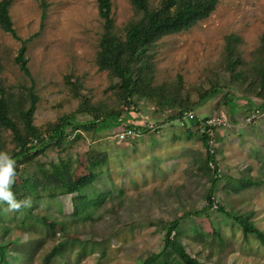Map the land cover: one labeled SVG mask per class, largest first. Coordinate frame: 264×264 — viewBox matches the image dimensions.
Here are the masks:
<instances>
[{"label": "rangeland", "instance_id": "rangeland-1", "mask_svg": "<svg viewBox=\"0 0 264 264\" xmlns=\"http://www.w3.org/2000/svg\"><path fill=\"white\" fill-rule=\"evenodd\" d=\"M42 1L46 6L43 22ZM112 2L115 26L121 29L133 12L128 0ZM9 13L17 35L27 41L25 57L30 78L14 61L20 42L0 29L1 77L9 86L33 85L37 96L33 119L36 126L55 122L76 109L78 101L66 77L73 82L79 80L80 94L92 101L112 96V81L95 63L101 33L95 0H13ZM228 35L240 37L238 48L249 59L264 35V0H218L208 18L188 31L162 37L156 49L148 53L156 83L172 81L180 75L190 99L196 101L197 90L208 89L221 79L220 85L227 86L235 98L237 106L232 114L221 94L197 107L193 114L199 119H216L212 122V135L219 137L213 146L223 173L216 200L251 213L256 227L264 231V112L258 111L259 98H246L245 84L230 79L218 67ZM167 116V112H155L148 102L136 101L123 119L125 123L150 128L151 133L125 134L117 129L116 136L95 143L106 149L114 182L126 193L115 211L121 216V227L113 237H104L107 224L111 223L110 213L94 225L99 234L93 238L83 236L74 224L62 231L58 229L56 240L66 237L80 242L64 245L61 255L49 264H140L161 250L163 228L168 221L186 211L200 210L206 183L197 179L189 161L203 149L197 138H187L178 121L162 124ZM121 163L123 169L119 168ZM175 187L177 192L173 191ZM38 206L44 210L48 205L42 200ZM50 207L51 215L59 217V212L54 211L58 205L53 203ZM60 207L62 213L68 212L65 205ZM209 217L212 223L205 217L193 216L181 221L183 240L192 257L206 264H264V248L258 240L251 235L243 237L239 228L220 214L212 212ZM157 220L164 223L161 228ZM60 223L59 227L65 224L62 220ZM9 225L15 238L26 239L14 224ZM35 228L44 233L39 224ZM213 229L220 237L212 234ZM53 244V239L44 238L33 264H44L43 254Z\"/></svg>", "mask_w": 264, "mask_h": 264}, {"label": "trees", "instance_id": "trees-1", "mask_svg": "<svg viewBox=\"0 0 264 264\" xmlns=\"http://www.w3.org/2000/svg\"><path fill=\"white\" fill-rule=\"evenodd\" d=\"M12 1H0V29L20 42L14 61L23 75L30 78L25 57L27 41L17 35L9 13ZM95 2L101 22L95 63L112 81L113 94L109 98L92 101L80 94L82 84L79 80L73 82L66 77V83L78 101L76 109L55 122L36 126L33 119L37 96L33 85H6L1 77L0 59V152L8 153L15 161V179L11 185L15 198L28 201L15 209L0 201V264H33L44 238L54 241L50 250L43 254V263L49 264L54 257L61 255L64 245L80 242L66 237L56 240L58 229L62 231L74 224L80 227L83 236L93 238L99 234V228L94 225L110 213L111 223L107 224L104 237L108 239L117 233L121 216L115 211L122 205L126 193L114 182L106 149L95 146V143L116 136L117 129L125 134L151 133L150 128L125 123L123 119L129 108L136 106V101L150 103L157 113L167 112L162 124L178 121L184 126L188 139L200 141L203 150L189 161V166L196 170L197 179L206 183L200 210L186 211L168 221L166 229L163 228L165 240L161 250L140 264H206L187 252L180 224L190 216L195 219L205 217L212 223L209 217L212 212L236 225L243 237L253 236L264 248V231L256 227L251 213L239 211L231 205L227 207L216 200L217 185L223 179L213 146L219 136L212 135L214 127L206 124L208 117L199 119L193 114L197 107L218 94L222 95L232 114L237 106L235 98L227 86L220 85L221 79L208 89L197 90L196 101L190 99L180 75L172 81L156 83L148 53L156 49L162 37L188 31L197 22L208 18L218 0H128L133 16L121 29L115 26L112 0ZM45 12L42 1V22ZM241 42L238 36L225 37L218 67L230 79L245 84L246 98H259L258 111L264 112V35L249 59H245L238 48ZM188 113H192L191 119L187 117ZM156 131L158 128L152 130ZM95 136L99 138L95 140ZM119 168H124L123 163ZM82 172L86 175H80ZM173 191L177 192L178 188ZM42 200L48 205L47 209H39ZM53 203L58 205L54 211L59 212V217L52 216L49 211ZM60 205H65L68 212L62 213ZM10 210L12 215H9ZM61 220L65 224L59 227ZM156 223L159 228L164 224L161 220ZM9 224H14L26 239L15 238L14 229ZM37 224L44 228L43 234L35 228ZM212 234L220 237L215 229Z\"/></svg>", "mask_w": 264, "mask_h": 264}, {"label": "clouds", "instance_id": "clouds-1", "mask_svg": "<svg viewBox=\"0 0 264 264\" xmlns=\"http://www.w3.org/2000/svg\"><path fill=\"white\" fill-rule=\"evenodd\" d=\"M15 179V161L6 152H0V201L6 202L10 208H18L21 204L28 201H18L12 190L11 185Z\"/></svg>", "mask_w": 264, "mask_h": 264}, {"label": "built area", "instance_id": "built-area-1", "mask_svg": "<svg viewBox=\"0 0 264 264\" xmlns=\"http://www.w3.org/2000/svg\"><path fill=\"white\" fill-rule=\"evenodd\" d=\"M187 117L189 118V119H191L192 117H193V115H192V113H188L187 114ZM213 120H216V119H209L207 122H206V124H208V125H213L212 124V122H213ZM217 120H219V119H217ZM220 122V121H219ZM214 125H221V123H215ZM120 137H122V135H120Z\"/></svg>", "mask_w": 264, "mask_h": 264}]
</instances>
